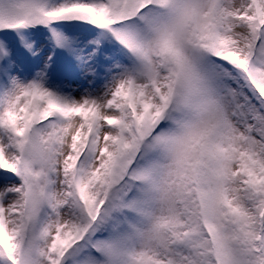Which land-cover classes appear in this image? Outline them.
Segmentation results:
<instances>
[{
    "label": "snow or ice",
    "instance_id": "1",
    "mask_svg": "<svg viewBox=\"0 0 264 264\" xmlns=\"http://www.w3.org/2000/svg\"><path fill=\"white\" fill-rule=\"evenodd\" d=\"M0 264H264V0H0Z\"/></svg>",
    "mask_w": 264,
    "mask_h": 264
}]
</instances>
